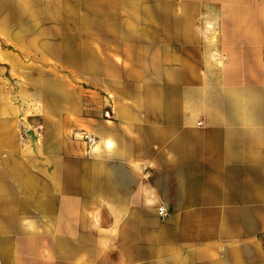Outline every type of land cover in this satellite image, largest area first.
Returning <instances> with one entry per match:
<instances>
[{
	"label": "crops",
	"instance_id": "0c3cea01",
	"mask_svg": "<svg viewBox=\"0 0 264 264\" xmlns=\"http://www.w3.org/2000/svg\"><path fill=\"white\" fill-rule=\"evenodd\" d=\"M117 13L60 59L108 95L73 103L95 145L0 151V264H264V0Z\"/></svg>",
	"mask_w": 264,
	"mask_h": 264
},
{
	"label": "rangeland",
	"instance_id": "374dc122",
	"mask_svg": "<svg viewBox=\"0 0 264 264\" xmlns=\"http://www.w3.org/2000/svg\"><path fill=\"white\" fill-rule=\"evenodd\" d=\"M121 1L0 0V109L6 110L0 113V151L13 144L20 155L42 156L46 144L57 143L58 134L86 147L81 131H73L74 100L95 107L101 99L104 116L108 95L86 77L64 70L60 59H73L76 31L82 32L83 48H89L88 33L94 28L102 34L106 28L101 21L118 15Z\"/></svg>",
	"mask_w": 264,
	"mask_h": 264
},
{
	"label": "built area",
	"instance_id": "2783aa9c",
	"mask_svg": "<svg viewBox=\"0 0 264 264\" xmlns=\"http://www.w3.org/2000/svg\"><path fill=\"white\" fill-rule=\"evenodd\" d=\"M109 114H110V107L109 105H106V109L104 110V116L107 118ZM81 139L86 144L87 151H89V149L93 147L96 143V137L89 132H83L81 135ZM157 214L160 217V219H164L166 213L163 206H159L157 208Z\"/></svg>",
	"mask_w": 264,
	"mask_h": 264
}]
</instances>
